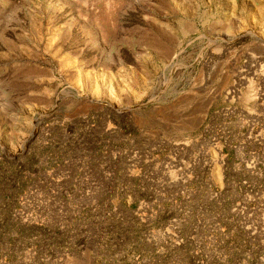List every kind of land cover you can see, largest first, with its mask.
<instances>
[{
  "label": "rangeland",
  "instance_id": "1",
  "mask_svg": "<svg viewBox=\"0 0 264 264\" xmlns=\"http://www.w3.org/2000/svg\"><path fill=\"white\" fill-rule=\"evenodd\" d=\"M114 253L264 264V0H0V264Z\"/></svg>",
  "mask_w": 264,
  "mask_h": 264
},
{
  "label": "crops",
  "instance_id": "2",
  "mask_svg": "<svg viewBox=\"0 0 264 264\" xmlns=\"http://www.w3.org/2000/svg\"><path fill=\"white\" fill-rule=\"evenodd\" d=\"M113 164H115V175H117V177L115 178L114 176V174H113V172H112V175L113 176H111L110 178H109V180L105 177V174H104V178H105V188H103V187H101V186H99V185H97V188H96V191L97 190H99V189H104L103 191L104 192H106V185H111L112 187H113V189H112V191H113V195H114V202L113 201H111V202H108L110 205H114V207L115 208H118L119 209V211H120V217H121V220H120V223L123 225L124 223H125V221H126V216H130V214L129 213H131V212H133V210L135 209V207H136V204H137V199L134 197V191H132L131 193H130V191L128 192L127 191V193H121V190H122V185H124L125 184V182H126V180L125 179H123L122 178V175H121V167L116 163V162H112ZM117 173V174H116ZM119 175V176H118ZM114 179L115 180H117L116 181V184L117 185H115L114 186V183H113V181H114ZM127 185H128V183H127ZM115 187V188H114ZM131 195V197H132V200L130 201V202H127V200H125L126 199V196L127 195ZM70 206H71V203L69 204ZM91 206H93L94 204L93 203H91L90 204ZM121 212H129V213H127V215L125 214V215H122L121 216ZM129 214V215H128ZM132 226H133V224H132ZM125 228H127V226L126 225H123V230L125 229ZM129 231L130 232H132V233H134V227H130V229H129ZM90 235H88L87 237H89ZM85 249H86V247H85ZM84 249V250H85ZM83 250V251H84ZM127 250V248H125L124 247V250H123V252H122V254L125 252ZM87 251V250H86ZM84 254V256H85V251L84 252H82V255ZM117 254L118 253H114L113 254V256L111 257V263L112 264H120V263H118V261L117 260H115V259H117L116 258V256H117ZM88 255H90V253H88ZM103 254H101L100 255V258H103ZM107 257L108 256H104V260L105 261H103L101 264H105V262H107L108 261V259H107ZM114 261H116V263H114Z\"/></svg>",
  "mask_w": 264,
  "mask_h": 264
}]
</instances>
